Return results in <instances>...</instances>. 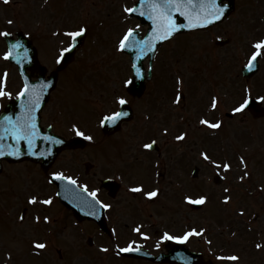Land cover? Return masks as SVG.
<instances>
[{
    "label": "rangeland",
    "instance_id": "374dc122",
    "mask_svg": "<svg viewBox=\"0 0 264 264\" xmlns=\"http://www.w3.org/2000/svg\"><path fill=\"white\" fill-rule=\"evenodd\" d=\"M248 1L251 2L250 5L253 7H249L245 9L246 5H243L244 11L243 12L240 11L237 13V15H243L239 20V23H240L239 29L237 30L233 29L232 31H230V34H229V36L232 35L234 37L233 41H234V47H235V54H234L235 58H237L241 50V48L237 49L236 45L240 44L241 47H243L244 44L247 42L246 39L248 37L244 36L245 31H251L253 35V33L256 30V27L258 26L259 30L255 34V39H264V22L262 21V18H261L264 15V6L260 4L262 0H257L258 1L257 3H259V5L261 6L259 8H258V5L256 4V0H248ZM25 3H26V0L21 1L20 2L21 6L18 5L13 8L14 9L13 14H15V11H16L19 17L15 18L16 22L13 23V27H10L6 23V26L8 29L21 28V26L25 27L24 26L25 24L27 27H29V24H30L29 28L31 29L32 22L31 20H29V14H28L29 11L25 13L26 7L24 9L22 8L25 5ZM258 13L262 16L260 17ZM42 14L43 15L47 14V9L44 12H42ZM2 15L3 14L0 12V19L1 17L9 15V14L4 13V15L3 16ZM244 16L249 22L244 21ZM255 20L259 21L260 24L258 23L256 24ZM230 22H233V21H230ZM118 25L119 24H117L115 28V35L119 33ZM227 26H230V25L227 24ZM198 37L199 38H197V36H194V35L193 37H191L192 38L191 44L193 48L191 49V52L189 54L182 55L181 52L177 50L178 45H176V51L174 53L182 55L179 58V65L177 62L178 56L173 54L172 52L173 49H170L167 47L164 50V53H166L165 56H162V57L160 56L158 58V63L155 67L154 79L157 82L155 81L151 85L149 94H148L149 97H147L145 100L141 102L134 103V107L136 110V118H135L134 123L130 124L129 126H126V128H124L122 133L116 138H113L112 140H110L111 142H107L106 146L109 144H113V143L116 144V142H122L124 144H128L132 146V143L134 144L146 143L152 139L158 140V142L161 144L162 143H170V144L174 143L175 132L171 128H168V131L165 134L163 133L162 129H158V126H160L159 117L161 115V112L158 110L159 108L157 107L156 109L158 110L156 113L159 116L155 115V117H151L149 120H147L146 115L150 113V110L146 108L145 103L146 101L148 102L150 101V103H152L153 105L159 106L163 104V99L160 98V94H166V93L163 92L162 87L160 86L161 80L164 79L165 77L166 80H170L171 86H174L173 77L176 72L182 77V81L183 83H185V86L183 85L185 89L189 88L192 90L194 89L198 90V93L196 95H193L192 99H187V101L190 104H194L196 101L198 102H200L201 100L204 101L205 97L208 95L209 85H208V82L205 80L206 78L212 86L216 87L220 91H222V89L225 90V93L232 92L233 94H236L239 91V89L242 90V87L238 86V83H235V81L233 82L227 81V75L232 69V67L234 66V62L230 59V55L228 56V58L225 57L224 63H222V61L220 60L221 53L217 57V54H218L217 52L219 50L211 46L210 44L204 45L205 42L208 43V38L206 36H198ZM202 38H207V39L203 40ZM202 45L204 46V48L207 49V53L203 50ZM53 46L48 49L50 50L49 53L50 52L53 53ZM232 48L233 46L229 48L228 53H231L233 51ZM2 53L3 52L0 51V67L4 66V62L2 61ZM54 54L56 57L57 56L56 50ZM82 54L83 53L81 52L78 55V59H77L78 62L76 65H73L68 70L63 72L62 79L63 80L69 79V82L66 83L67 87H65V89L70 87L73 84V81L71 80V78H74V79L79 78V81L82 84L87 85V84H90L92 77H94L95 79L101 82L107 76L110 84H108V82H104V83L108 84L110 94H116V93L119 94L121 91L120 86L122 84V81L124 80L122 78L115 77V75L117 74V69H115V65L118 63L119 58L117 59V61L116 60L113 61L110 58L109 53L103 56L97 54L92 60H90L87 63L85 67V63L82 65L79 64L83 58ZM116 54L117 56H119L118 53ZM92 56L94 55H91L90 57ZM126 68L127 66H125V71H127ZM53 69L54 68H49V70H53ZM87 72L88 74L85 76V73ZM170 72L172 74L169 76ZM190 82H193L194 85L192 83L190 85ZM254 83L259 85V89H260L259 93L261 95H264V59L261 65L260 73L254 78ZM157 84H158V87L155 89V92H154L152 90V86L157 85ZM199 84L203 86L200 87L198 86ZM110 85L113 86L114 91H112V89L110 88ZM79 89H80L79 93L82 96L86 94L85 96L86 102L88 103L89 101H91L89 103L90 106L87 107L90 110V112H88L87 109H83L81 113V117L79 118V121L83 123L89 120L93 121L94 118L101 116V113H105L108 111V109L104 107L103 102L99 100L100 98H102L103 100L104 98H107L106 95H108V93H106V91L103 92V90L99 89V87H90V85L85 86V87L81 86ZM170 94H173V92H170ZM87 96H89L90 98H87ZM108 103L109 102H107V104ZM71 106L72 104H68L67 108H70ZM64 108L66 110V106ZM91 108L93 109L94 112H91ZM72 114H73V118L76 119L77 116L75 115V113H72ZM67 115H69V118H71V114H67ZM48 117L50 118L55 117L54 111L50 110L48 112ZM61 119L62 118L60 115L56 117V121L58 123L57 126L59 127L58 129H61V125H62ZM64 119L67 125L68 121L66 117ZM250 121L252 120L250 119ZM250 121L246 119V120H243V122H240V123L234 122L233 124H230V122L228 121L229 125L226 127L227 134L225 135V138L232 140L233 138H235V136L236 137L242 136L243 135L242 133L252 130L254 131L255 136L257 138L256 144L263 145L264 144V139H263L264 121L260 123L255 122L253 124ZM85 132L86 134L93 135L94 139L92 140V142H95L98 140L97 134L94 131V129L88 127V129ZM69 135H72V133H69ZM246 139H248V143L251 142L250 137ZM187 142H189V138ZM170 144H167L168 145L167 151L169 152L170 159H175V161H177V159L183 160L184 158H187L189 160V170L194 165L204 167V165L203 166L201 165V161H191L192 155L194 156L197 152V150L193 148L192 144H187V146L185 147L182 146L180 148L175 147V149H173L175 145H170ZM132 147L134 148V146ZM95 148H99V147H95ZM95 148L93 146H87L82 151L72 153V156L71 155L61 156V158L58 161V164H56V168L57 167L65 168L71 171L82 173V169L84 168V163L86 161H90L98 165L100 163L101 165H103V161L98 159V157L96 156L97 151ZM249 148L251 147L249 146ZM101 152H106V151L103 148H101ZM119 158H120V150L117 152V159ZM255 158L259 159V156L256 155ZM259 165L262 168L263 173H264V152L263 154H261ZM205 166L208 167L207 164H205ZM200 170H201L200 172L203 173L202 169ZM42 171L43 170H41L39 167L31 166V165L30 166H26V165L11 166V167H6L4 170V173L2 174V177H0V193L4 192V194H2L1 197L3 199H6L5 202H0V223L5 227H7V223H9L8 228H7L9 234L11 230L14 231L15 234H18L19 230L17 226H15L14 221L11 220V216H10V212L8 208H12V205L14 203L13 215L16 217L17 207L26 206V197L29 198L30 195L32 194L43 193L42 191H44L45 185L43 186L42 179H45V178H44ZM126 179L129 182H124L125 190L128 188L127 186L131 185V183H136V181L132 182L131 177H127ZM90 181L92 183H95L92 185H98L97 181L95 180L94 181L90 180ZM231 182L232 181H230V184ZM245 183L248 184L249 181L245 179ZM163 188H164L163 197H160L159 200L154 202L152 205L147 204V206L156 207V208L165 207L166 209H168V206H172V207L174 206L173 201H172L173 198L171 197L174 190H176L174 188V184H168L167 182H164ZM26 192H29V193L32 192V193L27 194ZM123 192L124 191H122V194L117 200V207H118L119 214L123 211L125 206H128L129 204L132 206V203H136L135 202L136 200L133 201L128 195H125ZM190 193L195 194L196 192L190 191ZM179 194L180 192H178V195ZM45 195L46 194L43 193V196ZM236 196H237L236 198L234 197V202L232 204L233 206L228 208V212L230 215L233 214L234 210L244 207V205L248 203H252L250 205L251 208L256 207L259 210L264 209V197L263 196L260 197L259 200L257 199L259 203L258 202L253 203L251 201L243 202L241 201V199H239L238 195ZM218 197H219L218 195L214 196L215 199H218ZM214 198L211 197L212 201ZM7 199L12 200L13 203ZM16 205L18 206L16 207ZM211 208L212 206L207 207L206 209H202L201 211H198L196 213H193V212L191 213L193 214V217L196 216L195 220L198 221L200 225H202V224H206L204 217L207 216V213H211V210H212ZM218 210H220L222 214L224 211H226V210H223V207L219 204H218ZM59 212L61 213L60 210ZM111 215L112 213L110 214V216ZM163 216L166 221L165 225H167V228H168L167 230L172 231L173 233H181L185 229L184 224L186 222L188 223V219L184 215L183 216L179 214L175 215V212H173L172 210H170L169 212L165 210ZM70 217L72 218V216L70 215L66 216L65 217L66 222H65L64 217L62 216L63 222H62L61 227H58V225L56 227H52L54 229V238H51V246L48 252V256H50L51 259L55 261H46L45 259H43V257H36V258H34L35 256L29 257V255H32L31 250L26 251V246L22 240L18 242V239L16 240V237L13 238L10 235L7 236L8 240H5V237L2 232V230L5 231V228L1 226H0V258L3 257L4 251H7L9 255H11L14 258L15 262L19 264L18 263L19 255L17 254V249L11 247V246L15 247V244H18V248H19V245H21V249H22L21 251L23 254V260H19L21 264H97L98 262H100V264H135V262H126L125 260L116 261L114 260V258L112 259L111 255H108V256L111 257L113 262H108L110 257H102L101 254L98 253L97 247L92 249L88 246L87 244L88 233L86 232L84 236L78 233L79 230L77 231V229H79L81 226L79 227L73 226L72 220ZM151 218L153 219L152 215H151ZM140 219L142 220V217ZM235 224L237 226L236 221H235ZM23 225H25V228L22 229L24 232L31 231L32 228L30 227L31 226L30 221H25ZM64 225H65V228L63 227ZM236 226L235 228L238 230V235L236 238H233V240L234 239L239 240L241 238H244L247 232H241L240 229H238ZM62 227H63V231L60 230ZM8 232L5 231L6 235ZM230 233H231V230L229 229L226 232V234L223 236V238H219L216 241L221 242V243H226L227 240L229 239L228 234ZM216 236H217V232H213L211 239H216L214 238ZM252 236L253 234L250 235V237ZM98 238L99 237L97 236L96 241L99 243H102L98 241ZM14 240L17 243H15ZM216 241L213 244H215ZM81 251H83L84 253H81ZM24 256H26L27 258L26 261L24 260ZM99 258L104 259L105 262L102 261L103 262L102 263ZM29 259L33 261H30ZM2 261L3 260L0 259V263ZM6 264H10L8 262V259L6 261ZM11 264H15V263L11 261Z\"/></svg>",
    "mask_w": 264,
    "mask_h": 264
},
{
    "label": "snow or ice",
    "instance_id": "6c2138e0",
    "mask_svg": "<svg viewBox=\"0 0 264 264\" xmlns=\"http://www.w3.org/2000/svg\"><path fill=\"white\" fill-rule=\"evenodd\" d=\"M10 2V0H5V3ZM228 5L224 4L222 0H139V7H124V12L128 14H133L139 12L141 16H147L149 20L152 21V28L150 35L146 38L139 40L136 39L137 29L139 25L134 28H128L127 31L123 34L122 38L119 41L118 50L123 52L126 49H137L136 55V63L132 65L133 67V75L122 81L123 87L126 89H132L135 85V78H143V69L139 64V61L143 59L148 53H155L157 51V44L159 42L168 41L180 32L181 29H197L206 27L207 25L213 24L216 21H220L225 17ZM177 14L179 16L184 17L187 23H179L177 20ZM12 23V21H8ZM88 31L86 26L80 25L77 26L73 30L63 31L55 33V35H63L70 38V43L64 47H61L59 50V55L57 57L56 62L59 64L64 60L65 54L72 52L73 49L76 48L78 43V38L84 36ZM11 33L4 31L0 32V36H9ZM23 46L19 40H17L14 44H12L11 48L8 52L5 53V59L10 57H14L20 59L19 49ZM252 48L250 57L248 58V62L244 65L248 70H252L256 64L259 62L258 58L264 59V39H259L256 41ZM26 51V50H25ZM7 73H5L4 79L6 81ZM182 83V81H180ZM51 87L50 83H41L39 85L30 86L27 82L24 84L23 89L19 92V97L24 98L27 96V100L22 104L24 112L20 117H17L15 120L11 116H5L3 119L7 123L8 127L3 129V135H11L12 138L16 141L17 147L9 153L12 156H20L22 153L19 148L20 141H26L28 146L34 147L35 143L38 139L43 138L44 140L50 141L52 144H62L63 140L59 139L55 136L48 135L42 136L40 133L39 126L37 124L36 111L40 106L41 97L44 94L45 90ZM12 94L0 88V97L2 96H11ZM181 99L180 93L177 94L175 103H179ZM259 100L264 102V95L254 97L252 95L251 89H246L244 96L235 103L232 107L231 111L233 113H243L245 109L249 107V105L254 100ZM220 100L219 97L214 96L211 100L212 109H216L218 107ZM129 103V100L125 95L117 94L113 98V104L118 107H113L109 109L106 113H101L99 118V125L101 127L111 124L116 125L121 121L123 117L128 116L126 111L122 110V106ZM201 124L206 125L212 129H219L222 126V121H216L215 123L209 121L208 119H202L200 121ZM73 130L77 136L83 137L88 141H92L94 139L93 135L86 134L84 130L81 129L76 123L72 125ZM168 129L165 128L164 132L167 133ZM187 133H182L176 137L177 140H184L187 136ZM3 139V136H0V140ZM157 142L152 140L149 143H144L142 145L145 149H152L153 146ZM33 155H37L38 153L33 152ZM5 152L3 150V145H0V156H4ZM39 155H44V153H39ZM202 159L210 164L214 165L216 169L223 168L224 171H228L231 168V164L224 162L221 164L216 159H213L208 152L202 151L200 153ZM241 163L244 165V168L247 169V163L244 160V157H240ZM250 176L248 171H245L243 175L239 177L241 181L245 179V177ZM52 177L56 180L67 181L68 185H77V180L72 176H66L62 171L52 173ZM84 191L88 193L90 197H92V201H85L88 207L95 208L97 205L104 209H109L112 205L108 203H104L99 200L98 192L99 189H94L89 191L88 186L84 185ZM133 192H141L143 191V186H137L132 188ZM159 189H154L145 193V195L149 198L157 197L159 194ZM228 189H225L227 192ZM59 195V193H57ZM185 199L191 204H199L203 205L207 202L206 195H199L196 198H193L191 195H187ZM231 200L230 196L224 197V202L228 203ZM38 202V197L36 195H32L29 198V203L36 204ZM45 205H51L53 200L51 198L40 201ZM241 214L243 212L241 211ZM90 215H96V212H90ZM21 220L24 219V216L20 217ZM39 221V217L36 218ZM47 221L49 217H44ZM114 231V230H113ZM136 232H140V227L134 229ZM204 230L197 231L195 228L185 232L182 236H174L167 232L164 233L162 239L164 240H176L179 242H186L193 235H202ZM144 235L143 233H141ZM134 243V242H133ZM159 246V245H157ZM37 249H44L46 247L45 243H35L34 245ZM257 248L262 247L260 244L256 245ZM107 251L108 249H103ZM120 252H130V251H139V248H133L130 243L127 247L119 249ZM221 259H229V260H238V256H230V257H221Z\"/></svg>",
    "mask_w": 264,
    "mask_h": 264
},
{
    "label": "water",
    "instance_id": "95a60500",
    "mask_svg": "<svg viewBox=\"0 0 264 264\" xmlns=\"http://www.w3.org/2000/svg\"><path fill=\"white\" fill-rule=\"evenodd\" d=\"M74 207V206H73Z\"/></svg>",
    "mask_w": 264,
    "mask_h": 264
}]
</instances>
